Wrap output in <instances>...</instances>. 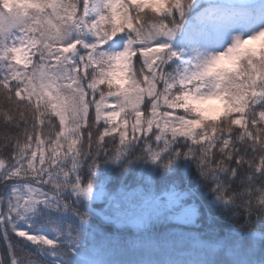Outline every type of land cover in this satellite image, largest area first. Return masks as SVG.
Returning <instances> with one entry per match:
<instances>
[{"label": "snow or ice", "instance_id": "1", "mask_svg": "<svg viewBox=\"0 0 264 264\" xmlns=\"http://www.w3.org/2000/svg\"><path fill=\"white\" fill-rule=\"evenodd\" d=\"M0 264H264V0H0Z\"/></svg>", "mask_w": 264, "mask_h": 264}, {"label": "rangeland", "instance_id": "2", "mask_svg": "<svg viewBox=\"0 0 264 264\" xmlns=\"http://www.w3.org/2000/svg\"><path fill=\"white\" fill-rule=\"evenodd\" d=\"M219 103V101H208L205 106L209 109H214L219 106Z\"/></svg>", "mask_w": 264, "mask_h": 264}, {"label": "trees", "instance_id": "3", "mask_svg": "<svg viewBox=\"0 0 264 264\" xmlns=\"http://www.w3.org/2000/svg\"><path fill=\"white\" fill-rule=\"evenodd\" d=\"M101 227H102V230H103V231H106V232H115V231H116V229H115L114 226H110V225H102ZM225 227H227L226 224H225ZM201 231H202V229H201Z\"/></svg>", "mask_w": 264, "mask_h": 264}]
</instances>
